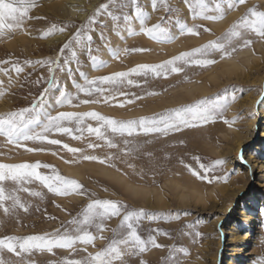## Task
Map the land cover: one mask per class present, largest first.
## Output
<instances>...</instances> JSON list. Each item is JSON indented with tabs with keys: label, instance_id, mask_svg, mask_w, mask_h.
Masks as SVG:
<instances>
[{
	"label": "rangeland",
	"instance_id": "1",
	"mask_svg": "<svg viewBox=\"0 0 264 264\" xmlns=\"http://www.w3.org/2000/svg\"><path fill=\"white\" fill-rule=\"evenodd\" d=\"M101 4L108 5L107 12L102 11L97 15L96 10ZM137 5L147 14L144 26L161 23L162 27L169 29L173 37L170 42L153 40L141 32V24L134 19V11ZM64 6H68L67 0H35L34 6L30 8L28 17L25 18L21 28L0 36V68L9 70L7 74L0 72V114L30 106L32 100L47 87L46 80L49 75V65H41L35 62L55 59L61 47L79 28H83L85 33L91 36V43L86 44L83 48L73 44V50L77 52L80 71L92 79L126 71L138 64H157L181 52L198 47L220 36L249 8L255 7L257 11H264V0H245L243 4H239L233 10L226 11L222 19L230 14L233 16L219 30L210 25L209 21L211 20L192 19L185 0H157L155 8H153L152 0H135V2L134 0H98L92 8L86 11L84 8L77 10V12L84 11L81 17L63 13L61 7ZM73 7L80 8L81 6L77 4ZM108 13H111V16ZM124 16H128L129 21H125ZM90 17H94L96 23L89 24ZM113 17H119V19H113ZM177 20L180 22L179 24L176 23ZM180 24L188 26L197 24L203 27L198 29L196 35L182 34ZM52 25H56L57 29L63 28L64 31H55L51 35L43 36L42 33ZM205 28L208 31H205ZM129 29L132 30V34L129 33ZM100 33H103L104 39H101ZM244 39H250L251 45L239 47L238 45L242 44V41H234L233 47H236L237 50L228 57L241 50L245 51L241 56H248L249 63L243 62L238 56L235 57L241 66V76H245L238 80L225 81L224 77L220 75L218 86L213 88L209 94L194 99L212 97L217 93L226 94L229 97L236 96V99L230 100L227 107L215 120L207 124L182 129L179 132H171L168 135L140 134L124 138L117 136L113 138L117 147L111 149L105 146L103 141L98 140L95 136H89L86 132L84 139L79 141L69 136L53 134L52 138L60 139L62 143H67L70 147L84 149L85 155L106 158L111 154L115 157L106 163L83 160L79 156L74 157L60 146L41 145L33 142H26V147H43L47 150L28 152L23 147L9 144L6 138L0 136V162L32 163L40 161L42 164L52 165L61 175L77 180L86 192L85 195L72 193L67 196H60L49 193L38 182L26 185L35 191L42 192L43 195L33 197L28 193L18 191L17 195L21 202L28 207V211L25 212L17 207L5 214L3 209H0V238L9 235L23 237L32 234L52 233L57 230L63 233L65 229L69 231V234L74 235L73 225L68 221L77 216L90 200L112 199L121 201L128 210L144 209L156 217H167L166 219L155 218L152 221L144 218L138 227V234L143 239L153 236L161 247L148 245L143 252H139V250L132 252L130 245L127 247L121 245V260L114 261L113 264H225L223 260L225 258L224 249L230 238L225 224L232 215L235 217L239 212L241 206L239 198L240 194L244 192L240 191L238 196L230 199L228 209L234 207L233 212L230 213L227 210L222 215L220 203L224 196L220 194L218 186L227 184L229 189L241 187V183L232 184V181L239 176L238 165L245 161L243 155L249 147L246 144L241 146L240 151L235 152L232 147L234 142L231 139L235 133H238L242 138L249 136L254 141V143H250L253 148L261 140V127L264 126L260 123L261 118H259L260 104L263 100L261 97L264 95V78L256 82L252 81L259 79V75H264V38L249 32L245 33ZM180 41L184 42V46L181 44L179 48L174 50L166 49L175 43L179 44ZM89 49H91V55L106 62L105 66L92 67ZM125 49H145L146 51H129L126 53ZM113 51L117 52L118 55L113 56ZM68 54L69 52L66 50L64 56ZM210 58L216 61L210 66L204 68L188 66L184 72L173 73L167 77L133 76L131 78L136 79L140 86L121 85L117 91L124 92L126 96L116 95L114 91L109 93L114 96V100L108 103H105L102 97H99V103L89 104H81L79 100L74 99L72 105L65 103L63 106L52 107L50 111L55 114L57 111L85 112L95 110L115 119L127 120L150 116L168 108L188 104L194 100L170 105L164 104L163 106L160 105V102L162 97L166 98L168 95H172L171 89L185 83H201L209 73L215 72L223 59L220 58L219 53L213 54ZM27 61L32 63H26ZM14 63L22 67L23 71L16 73L12 69ZM63 63L64 61L61 59L60 64L63 65ZM70 67L73 69L76 81L83 83V79L76 72L77 63L72 62ZM54 74L59 87L49 93L50 103L55 104V97L59 95L60 89L66 90L73 96L77 95V90L66 71L57 68ZM37 81L39 82L37 83ZM208 85L211 86L210 82ZM103 86L109 87L108 85ZM153 91L157 94L147 95L148 92ZM135 96L141 98L137 100L134 98ZM97 98L79 93L80 100ZM126 98L133 100V102L124 103V106L121 107L120 103L124 102ZM157 103L160 105L159 107L146 111V107ZM255 117L258 119L251 128L249 121ZM88 123L93 126L96 124L95 121L88 120L85 126ZM68 126L75 127L74 124ZM217 126L219 129H224L228 136L224 138L221 133L216 132V129L213 128ZM124 139L130 140V143L125 145ZM229 141H231L230 144L227 143ZM87 143L100 144L101 147L87 149ZM212 145L219 152H225L227 148L230 155L226 153L221 155L215 153L214 155L210 152ZM231 157L233 158L232 164L228 160ZM216 160H223L224 163L214 165ZM129 164L134 167H128ZM200 164L211 169L210 176H227L226 181L213 180L211 183L202 181L193 176L185 166H190L203 174ZM64 167L77 169L81 177L66 173ZM99 167L109 169L115 172L117 176L105 175L103 174L105 171L101 172ZM254 170L256 172L254 174L259 175V166ZM40 171L47 173L49 170L42 168ZM255 180L257 181V179ZM169 181L176 184L178 182L179 185L170 184ZM193 181L202 185L204 200L201 202H196L189 191L190 185L195 183ZM126 182L155 189V192L162 195L164 205L155 204L154 192H150L147 196L146 194H132L126 187ZM207 185L212 188L210 193L208 189L204 188ZM5 187L11 190L16 186L12 182H5ZM249 188H251V184ZM258 190L260 188L256 187L251 192L256 194ZM181 194H185V196L181 197ZM10 203L9 201L5 202L6 206H9ZM250 211L252 213L249 214L256 218L259 210L254 208ZM120 220L121 217L105 220V229L102 232H97L94 228L90 229L97 237L93 244L83 245L77 242L71 249L54 248L51 252L46 249H34L27 253H21L19 256L8 252L7 249H0V260L4 264H66V261L70 259H84L88 253H95L106 246L113 238L112 230L118 228ZM252 224H255V221ZM157 229L159 231H154ZM257 232H259L262 243L259 245L260 247L250 246L249 248V250L253 249L254 251V254L248 256L252 264H261V261H264V227ZM100 236L105 237V239H100ZM218 257L220 258L219 261Z\"/></svg>",
	"mask_w": 264,
	"mask_h": 264
},
{
	"label": "snow or ice",
	"instance_id": "2",
	"mask_svg": "<svg viewBox=\"0 0 264 264\" xmlns=\"http://www.w3.org/2000/svg\"><path fill=\"white\" fill-rule=\"evenodd\" d=\"M135 2V0H134ZM245 0H185L191 12L192 19H204L216 21L222 19L226 11H231L239 4H243ZM35 0H0V36L20 29L31 7L34 6ZM153 8L156 7L157 0H152ZM108 5L101 4L96 10L99 15L102 11L107 12ZM167 10V9H166ZM111 16V13H108ZM119 19V17H113ZM125 21H129L128 16H124ZM134 19L141 24V32L153 40L159 42H170L173 37L166 27H162L161 23H156L145 27L147 14L137 5L134 11ZM89 24L96 23L94 17H90ZM177 24L180 22L177 20ZM202 25L180 24L181 33L196 35L198 29ZM208 31V29H204ZM55 31H64L63 28L57 29L56 25H52L47 31L42 33L43 36L51 35ZM254 33L255 35L264 38V11H257L255 7L249 8L240 18L234 21L220 36L206 43L192 48L189 51H184L171 57L168 60L157 64H138L126 71L115 72L110 75L95 77L89 79L83 71L79 69V61L77 60V52L73 50V44L80 48L91 43V36L85 33L83 28L77 29L76 33L61 47L55 59L38 60L35 63L41 65H49L48 77L46 80L47 87L40 92L39 96L32 100L30 106L22 107L17 110L9 111L0 114V136L6 138L9 144H14L25 148L28 152L46 151L43 147L28 148L26 142L38 144H47L51 146H60L67 150L74 157L79 156L83 160L98 161L106 163L115 159L111 154L106 158H101L96 155H85L84 149L70 147L67 143H62L60 139L52 138L53 134L72 137L74 140L84 139V133L89 136H95L98 140L103 141L108 148H116L114 137H133L135 135L162 134L168 135L171 132H179L182 129L196 127L207 124L213 121L223 112L230 100H235L236 96L229 97L220 93L214 94L212 97H202L194 100L191 103L183 104L177 107L168 108L163 111L154 113L150 116H141L139 118L120 120L113 117L103 115L95 110L85 112L72 111H57L52 114L50 109L54 106H63L65 103L72 105L73 100H79L81 104L99 103V97L103 98L105 103L114 100V96L109 94L115 91L116 95L126 96L124 92H119L117 89L121 86H140L136 79L131 77H167L173 73H182L188 66H197L204 68L214 64L216 61L210 57L219 53L220 58L224 59L232 55L237 49L233 47L234 41L241 40L242 44L239 47H247L251 45L250 39H244L245 33ZM132 34V30L129 29ZM101 39H104L103 33H100ZM69 54L64 56L65 51ZM129 51L140 52L145 49H125ZM113 56L118 55L117 52H112ZM89 56L93 68L105 66L106 62L97 56ZM63 59V65L60 64ZM76 62L78 67L76 72L83 79V83H78L73 74V69L70 67L72 62ZM26 63H32L27 61ZM68 73L73 86L77 90V95L73 96L64 89H60L59 95L55 97V104L49 101V93L59 87L57 78L55 77V69ZM12 69L16 73L23 71V68L18 64H13ZM7 68H0V72L7 74ZM39 81H37L38 83ZM103 85H108L105 88ZM79 93L86 96H96L97 99H79ZM156 92H148L147 95H156ZM134 95V94H133ZM135 99L141 97L135 96ZM261 99H264L262 95ZM133 100L125 99L120 103L123 107L124 103H132ZM95 121L93 126L86 121ZM227 123V121H225ZM75 125L70 127L68 125ZM124 144L128 145L130 140L124 139ZM101 147L100 144L87 143V149H95ZM55 154V152H53ZM125 154H127L125 152ZM196 159V158H194ZM242 159V156H241ZM223 160L214 161V165L223 164ZM114 166V165H112ZM188 171L196 178L211 183L213 180L220 181L227 179V176L216 177L210 176V168L200 164L203 169V174L185 165ZM128 167L134 166L129 164ZM49 170L47 173L40 169ZM5 182H12L16 187L11 190L5 187ZM38 182L49 193L60 196H67L75 193L85 195L86 192L82 185L75 179L61 175L57 169L49 164L36 162H21V163H2L0 162V209H3L5 214L16 209L17 207L28 211V207L21 202L17 195L18 191L28 193L33 197H41L43 194L40 191H35L28 184ZM11 202L6 206L5 202ZM112 217H121L117 229H113V238L106 246L95 253H88L84 259L67 260L66 264H113L114 261L121 260L122 253L120 246H131L130 251L139 252L145 251L148 245L161 247L157 244L155 237L149 236L143 239L138 234L139 223L142 219L147 218L152 221L156 217L153 214L146 212L144 209L128 210L127 206L121 201L112 199H92L84 206L77 216L73 217L68 223L73 225L74 235L69 234L67 229L61 233L59 230L52 233L32 234L23 237L4 236L0 238V249H7L10 253H15L19 256L21 253H27L34 249H46L51 252L54 248H73L79 242L83 245L93 244L97 238L90 229L94 228L97 232H102L105 229L104 221ZM154 231H159L154 230ZM199 235V233H197ZM100 239L105 237L100 236ZM19 249V251H17ZM0 264H4L0 260ZM264 264V261H261Z\"/></svg>",
	"mask_w": 264,
	"mask_h": 264
},
{
	"label": "bare ground",
	"instance_id": "3",
	"mask_svg": "<svg viewBox=\"0 0 264 264\" xmlns=\"http://www.w3.org/2000/svg\"><path fill=\"white\" fill-rule=\"evenodd\" d=\"M77 1H79V2H77ZM97 1L98 0H89V1L88 0H67L68 6H64L63 8L61 7V9L63 10V13H65V14L77 15V16L81 17L82 14L84 13V11L92 8V6ZM75 3H77L81 7L80 8H74L73 5H77ZM81 8H84V11L77 12V10H80ZM232 16L233 15L230 14L225 19L218 20V21H209V23L214 29L219 30L220 28H222L227 23V20L230 19ZM183 43L184 42L180 41L179 44L175 43L172 46L166 47V49L167 50H170V49L174 50L176 48H179L180 45ZM183 46H184V44H183ZM243 53H245V51L241 50L231 57L224 58L223 62L219 65L218 69L216 68L217 70L216 71L214 70L215 72L209 73L207 75L206 79H204L201 83H196V82H191V84L185 83V84L179 85L176 88L171 89L172 95H168L166 98L162 97L160 105L163 106L164 104L170 105V104H176V103H183V102H186L188 100L192 101L195 98L200 97V96H205V95L209 94L213 88H215L216 86H218L220 84L218 82L220 75H222L224 77L225 81H232L233 79L238 80L241 77H244L245 75L241 76L242 75L241 74V66L235 59V57L238 56L242 59L243 62L249 63L248 56H244V55H243L244 57L241 56ZM258 78L259 79H256V80L254 79L252 81L253 82L259 81V80L264 78V75L263 74L259 75ZM247 81H248V79H247ZM209 82H210L211 86L208 85ZM160 105H158V103H157L156 105L146 107V111L155 109V108L159 107ZM249 106H251V105H249ZM259 113H260L259 118H261L260 123H262L264 125V99L261 101ZM257 119L258 118L255 117L249 121L250 122L249 126L251 128L255 125V121ZM217 127L213 128V129H216L215 130L216 132L221 133V135L224 138L226 136H228V133L226 131H224V129H221V128L219 129V127L218 128ZM261 128H262L261 129V135H260L261 140H259L256 143L257 145L255 144L253 146V148L251 147L250 143L251 142L254 143V141L252 138H249V136L242 138L238 135V133H235V135H233V137L230 136V137H232L231 140L234 142L232 144L233 151H235V152L240 151L241 146H244L246 144L249 145V147L247 148V150L245 151V153L243 155V158L245 157V161L243 162V164L238 165L237 172H238L239 176L232 181V184L241 183L242 189H240L241 187L229 189L228 188L229 185H227V184H220L218 186V190H219L220 194L224 196L223 201L221 200L222 202L220 203V205H221L220 207L222 210V211L221 210L220 211H221L222 215L225 214V212L227 210H229L228 204H230V199L232 200L234 197L238 196L240 191L244 192L243 194H240V198H239L240 203L239 204L241 206L239 208V212L237 213V215L235 217L232 215L231 219L229 218L227 224H225L226 228L228 229L229 236H230L228 243L226 244V248L224 249L225 250V253H224L225 258L223 260L225 261V264H252L251 261L248 259V256H251L252 254H254V251H253V249L249 250V248H250V246H252V247L256 246L257 247L262 243V241L260 242L259 232H257L258 230H261L264 227L263 226V224H264V126H262ZM230 142L231 141H229L227 143L230 144ZM206 151H208V150L206 149ZM210 152L213 153L214 155H215V153L218 155L219 154L221 155L224 153L230 155V152L227 148L225 149V152L224 151L219 152L216 150V147H214L213 145L210 148ZM225 156H227V155H225ZM228 160H229V163L233 162L232 157L229 158ZM241 166H243V167H241ZM258 166H259V175L256 176L254 174V173H256V172H254L255 171L254 168H256ZM65 169L67 171L66 173H70L71 175H73L75 177H79V178L81 177V174H80V172L77 171V169L72 168V167H66ZM99 170L101 172H103V170H104L105 172H103V174H105V175H108V176L116 175L117 176V174L115 172H112L109 169L99 167ZM118 177H120V176L118 175ZM254 179H257V181L255 180L256 181L255 182ZM193 182H195V181H193ZM168 183L171 184L173 182L169 181ZM173 184L176 186L179 185L178 182H177V184L176 183H173ZM194 184L190 185L189 191L192 194V197L196 202H201L204 200V198L202 196L203 195L202 185H200L198 183H196L195 185ZM250 184H251V188H249ZM126 187L134 195L146 194V196H147L148 194H150V192H154L155 193V195H154L155 204L158 206L164 205L163 204L164 199L162 198V195L155 192L156 191L155 189H149L147 187L134 185V184H131L128 182H126ZM256 187L257 188L259 187L260 190H258L256 192V194H253L251 192V190L256 188ZM204 188L208 189L209 193L212 191V188L209 185L205 186ZM204 191H205V189H204ZM184 196H185V194H181V197H184ZM254 208L255 209L257 208V210H259L256 218L249 214V213H252V211H250V210H254ZM233 209H234V207L231 208L228 212L232 213ZM253 221H255V224H252ZM219 259L220 258L218 257V261H219ZM254 264H256V263H254Z\"/></svg>",
	"mask_w": 264,
	"mask_h": 264
}]
</instances>
